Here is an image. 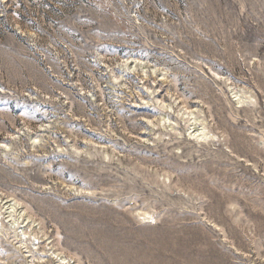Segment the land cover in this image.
<instances>
[{
    "label": "rangeland",
    "instance_id": "obj_1",
    "mask_svg": "<svg viewBox=\"0 0 264 264\" xmlns=\"http://www.w3.org/2000/svg\"><path fill=\"white\" fill-rule=\"evenodd\" d=\"M0 203L34 263L264 264V0H0Z\"/></svg>",
    "mask_w": 264,
    "mask_h": 264
},
{
    "label": "bare ground",
    "instance_id": "obj_2",
    "mask_svg": "<svg viewBox=\"0 0 264 264\" xmlns=\"http://www.w3.org/2000/svg\"><path fill=\"white\" fill-rule=\"evenodd\" d=\"M18 211L16 203L7 205L0 203V238L7 241L11 239L17 240V243L13 244L12 242V244L14 245V250L17 253H21L22 264H70L66 257L50 248L46 253L40 255L42 257H39L36 263L32 261L36 256L34 252L37 251V245L40 244L41 238L37 237L30 230H27L28 228L24 225L23 221L19 222L21 218L17 217Z\"/></svg>",
    "mask_w": 264,
    "mask_h": 264
}]
</instances>
